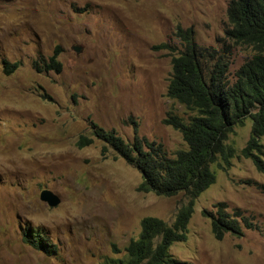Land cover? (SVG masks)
Returning <instances> with one entry per match:
<instances>
[{
	"label": "rangeland",
	"instance_id": "1",
	"mask_svg": "<svg viewBox=\"0 0 264 264\" xmlns=\"http://www.w3.org/2000/svg\"><path fill=\"white\" fill-rule=\"evenodd\" d=\"M229 3L0 0V264H102L124 256L146 217L174 222L187 197L139 191L142 174L105 150L91 123L130 143L137 129L170 155L186 149L182 134L163 124L169 113L185 114L167 96L172 59L183 50L178 28L193 30L202 50L224 56L232 79L253 49L228 40ZM55 54L61 73L35 68ZM4 61L20 67L8 76ZM251 129L248 120L231 134L238 156L226 170L214 167L217 182L197 200L187 241L171 249L174 258L264 264V173L241 155ZM44 190L61 203L41 201ZM219 203L228 213L240 209L253 228L217 240L203 213H215ZM36 228L53 252L25 241Z\"/></svg>",
	"mask_w": 264,
	"mask_h": 264
},
{
	"label": "trees",
	"instance_id": "2",
	"mask_svg": "<svg viewBox=\"0 0 264 264\" xmlns=\"http://www.w3.org/2000/svg\"><path fill=\"white\" fill-rule=\"evenodd\" d=\"M228 27L225 34L235 46L253 49L252 57L229 78V61L202 50L196 43L193 30L178 28L177 37L183 50L172 59V76L167 96L181 106L185 114L169 113L163 124L182 134L187 145L174 155L164 146L141 138L136 129L133 142L125 141L116 131H106L95 123L92 136L112 148L130 166L139 170L143 182L138 190L171 198L183 193L188 202L177 213L172 224L156 217L143 219L142 232L124 249V256L107 258L102 264H186L173 257L171 248L187 241L188 228L197 200L217 182L214 167L226 170L238 156V150L229 143L238 126L252 121L247 146L241 151L252 159L264 173V0H230L227 10ZM6 75H13L20 63L3 62ZM39 71L61 73L58 55L35 63ZM94 139L83 137L86 145ZM215 213L204 211L211 219L213 234L222 240L227 234L242 236L252 229L240 209L227 212V205H216ZM27 236L26 242L40 251L49 250L39 228ZM33 233L35 235H33ZM44 234V233H43ZM115 248V254H121Z\"/></svg>",
	"mask_w": 264,
	"mask_h": 264
},
{
	"label": "water",
	"instance_id": "3",
	"mask_svg": "<svg viewBox=\"0 0 264 264\" xmlns=\"http://www.w3.org/2000/svg\"><path fill=\"white\" fill-rule=\"evenodd\" d=\"M74 50L77 54L81 53L80 47H75ZM40 199L52 208L57 207L61 203V199L49 190H44L40 195Z\"/></svg>",
	"mask_w": 264,
	"mask_h": 264
},
{
	"label": "clouds",
	"instance_id": "4",
	"mask_svg": "<svg viewBox=\"0 0 264 264\" xmlns=\"http://www.w3.org/2000/svg\"><path fill=\"white\" fill-rule=\"evenodd\" d=\"M197 204V203H196ZM172 249V248H171Z\"/></svg>",
	"mask_w": 264,
	"mask_h": 264
}]
</instances>
